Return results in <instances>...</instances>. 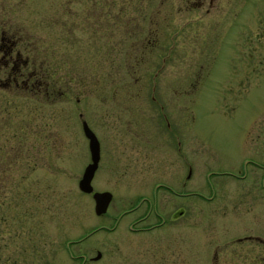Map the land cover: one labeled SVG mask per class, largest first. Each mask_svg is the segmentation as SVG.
<instances>
[{
    "label": "rangeland",
    "instance_id": "1",
    "mask_svg": "<svg viewBox=\"0 0 264 264\" xmlns=\"http://www.w3.org/2000/svg\"><path fill=\"white\" fill-rule=\"evenodd\" d=\"M84 1L0 0L6 39L16 38L15 59L6 57L7 47V53L0 50V264H210L199 255L198 231L210 228L196 217L197 201L152 189L164 182L178 191L190 164L186 190L201 182L212 195L259 169L253 161L264 173V0H218V14L208 21L180 3L154 0L146 6L144 0V16H135L129 30H150L159 42L138 63L135 37L119 42L115 34L106 36L87 10L72 16ZM134 5L127 6L128 15L137 12ZM162 45L170 52L163 53ZM23 61L24 78L39 69L34 84L19 78ZM133 92L139 94L141 125L157 114L152 94L170 111L171 125L174 110L182 116L186 165L177 162L174 171L155 164L153 176L128 179L121 162L107 155L102 127L115 123L118 109H131ZM83 120L102 143L92 186L113 195L100 216L92 195L78 188L90 162ZM114 166L117 174L111 175ZM126 172L136 171L130 166ZM230 172L241 177L229 178ZM142 197L151 199L149 206L144 199L136 211L120 215ZM180 209L185 214L173 220ZM143 215L136 226L164 223L149 231L130 229ZM222 220L230 222V216L216 218ZM101 225L107 228H96ZM97 250L101 258L92 261Z\"/></svg>",
    "mask_w": 264,
    "mask_h": 264
},
{
    "label": "flooded vegetation",
    "instance_id": "2",
    "mask_svg": "<svg viewBox=\"0 0 264 264\" xmlns=\"http://www.w3.org/2000/svg\"><path fill=\"white\" fill-rule=\"evenodd\" d=\"M152 1L154 0H145L146 6L151 5ZM234 1L230 0V4L234 3ZM161 2L183 4L185 6L184 10L188 11L190 15L204 21H208L218 14V0H162ZM132 4L136 5H134V9L137 12L134 15H131V13L128 15L126 11L131 9L127 6L129 5L132 8ZM143 4L144 0H86L83 3L77 4L78 12L73 11L72 16L83 14V12L80 13V10H87V12H84L85 15L88 17L93 16L94 19H97L98 25L104 28L103 33L106 36L115 34V36L120 37L119 42L124 37H135L133 42H136V44L132 46V49L137 54L135 55L137 56L136 62L138 63L144 60L145 54L152 53L158 47L159 42V36L151 33L152 31L150 30H147L146 34L140 31L133 32L129 30V23L134 21L135 16H144V12H141L144 10ZM124 5L126 6L124 7ZM193 10L199 11L192 13ZM148 14L149 12L146 15ZM122 15H128L130 18L123 21ZM86 25L89 26V23H86ZM68 31L70 30L68 29ZM162 48L163 53L170 52L169 46L162 45ZM0 50L3 53H7L3 47H0ZM8 51L11 53L12 48L8 47ZM27 66L28 62L26 63V61L19 64V78L21 80L26 79L29 82H36L39 78V69L28 73L24 78ZM135 82L131 83L134 89L136 88ZM138 96V92L131 93L130 99H133L131 109H118L115 123L110 124L108 122V124L102 127V133L108 145L106 149L107 155L113 154V162H121L120 165H117L122 167L121 171L124 172L128 179H134L135 176H140V179H146L150 175L153 176L155 164H164L172 168L177 165V162L181 165H186V139L185 131L181 125L182 116L180 114L176 116L174 110V116L172 117L174 126L171 125L170 111L166 112L163 110L164 102H157L155 104L156 96L152 94V104L156 109L153 108L151 111L157 114L152 115L151 120H148L146 126L141 125L138 117ZM179 96H181L180 93ZM159 97L162 101L166 99L162 94H159ZM175 99L177 98H173V101H176ZM179 101H181V97H179ZM127 112H129V115H126ZM155 122L158 123V126H155ZM99 145L100 164L102 152L100 140ZM251 163L259 169L253 170L249 177L243 180L239 179L237 181L238 185L236 184L230 189H221L219 195L206 194L207 190L202 188L201 182L195 189L186 190L187 179L190 178L192 173L191 164L188 166V172L185 173L184 171L182 176H180L178 181L180 188L178 191L171 183L159 182L153 186V194L154 191L156 194L160 188H164L165 190L173 191L175 196L181 199L191 198L197 201L195 205L196 217L199 218L200 223L206 220L210 228V231L204 227L198 231L196 238L200 245L199 255L201 259H209L210 264H264V173L261 171L263 165L255 161ZM118 166L111 167L110 171L112 172H109V174L116 175ZM130 166H133L136 172H126ZM223 173L220 172L219 175ZM177 174L178 171L173 173V181H175ZM228 176L229 178L230 176L241 177L232 172ZM144 199H146L145 202L149 206L148 202L151 199L142 197V200L136 205L125 209L121 216L136 211L138 205L140 206L144 202ZM185 212V209L178 210L172 219L181 218ZM226 216H230V222L223 220L221 222L216 221L217 217L225 218ZM146 218L147 215H143L133 220L129 228L136 231H149L160 227V224L164 223L163 221L145 227L136 226ZM246 218L250 221H246ZM96 228L104 229L107 226L101 225ZM93 257H90V259L96 261Z\"/></svg>",
    "mask_w": 264,
    "mask_h": 264
},
{
    "label": "water",
    "instance_id": "3",
    "mask_svg": "<svg viewBox=\"0 0 264 264\" xmlns=\"http://www.w3.org/2000/svg\"><path fill=\"white\" fill-rule=\"evenodd\" d=\"M81 124L83 133L88 139L91 161L85 166L83 173L78 180V187L82 192L92 194V198L94 200V212L96 215H102L107 211L109 203L112 199V193L109 191H95L92 186V179L98 168L100 159V145L96 134L89 127L88 123L83 120ZM100 257L101 252L98 251L93 259L97 260Z\"/></svg>",
    "mask_w": 264,
    "mask_h": 264
},
{
    "label": "trees",
    "instance_id": "4",
    "mask_svg": "<svg viewBox=\"0 0 264 264\" xmlns=\"http://www.w3.org/2000/svg\"><path fill=\"white\" fill-rule=\"evenodd\" d=\"M2 20V19H1ZM2 28V29H1ZM5 22L4 20L0 21V32L1 34H3V36H1L0 38V47H3L4 49H6V47H10L12 48V52L11 53H7L6 54V57H11L12 60L16 58V55L13 56V50L15 48V46L13 45V42L16 41V38L15 39H9V42H8V39H6V35H5ZM20 39V38H19ZM13 41V42H12ZM5 45V46H4ZM12 45V46H11ZM2 49V48H1ZM8 50V49H7ZM5 51V50H4ZM5 53V52H4ZM13 62V61H12ZM9 63V61L7 62ZM12 68V67H11ZM12 70V69H11ZM7 72V71H4V73ZM8 74V73H7ZM11 75V71L9 73V76ZM14 84H15V81H14Z\"/></svg>",
    "mask_w": 264,
    "mask_h": 264
}]
</instances>
